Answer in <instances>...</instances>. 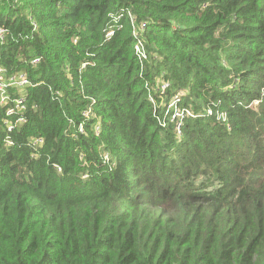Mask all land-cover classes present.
Masks as SVG:
<instances>
[{
  "label": "trees",
  "instance_id": "obj_1",
  "mask_svg": "<svg viewBox=\"0 0 264 264\" xmlns=\"http://www.w3.org/2000/svg\"><path fill=\"white\" fill-rule=\"evenodd\" d=\"M0 30L30 83L0 264H264V0H0Z\"/></svg>",
  "mask_w": 264,
  "mask_h": 264
},
{
  "label": "built area",
  "instance_id": "obj_2",
  "mask_svg": "<svg viewBox=\"0 0 264 264\" xmlns=\"http://www.w3.org/2000/svg\"><path fill=\"white\" fill-rule=\"evenodd\" d=\"M144 28V25L141 29ZM3 38V31L0 30V39ZM134 50L140 57L146 58L142 47L140 44L134 45ZM38 60L32 61L33 64H36ZM30 83L27 77L24 74H7L4 67L0 66V105H8L11 104L8 108L6 115L9 118L14 117L15 121L12 119H8L4 124L7 127L8 132L14 130L15 126L18 124H22L26 122V118L23 116V113L26 111L25 99L22 96L13 97L11 91L16 88H23L28 86ZM165 88V86H164ZM188 113V111H187ZM88 112H84L83 116L86 117ZM184 116V112L182 110H175L174 117L182 118ZM220 117H218L219 119ZM81 130V125L79 126ZM96 132H98V128H96ZM10 144V143H9ZM42 144L41 139L34 140V146H39ZM109 157L104 156V163L108 162Z\"/></svg>",
  "mask_w": 264,
  "mask_h": 264
}]
</instances>
